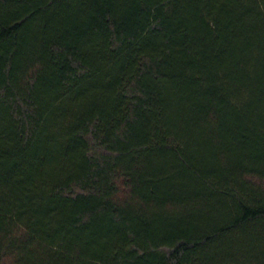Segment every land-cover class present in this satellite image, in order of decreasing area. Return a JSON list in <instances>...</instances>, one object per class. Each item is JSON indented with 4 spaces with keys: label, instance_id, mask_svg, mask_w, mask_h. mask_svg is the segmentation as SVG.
I'll list each match as a JSON object with an SVG mask.
<instances>
[{
    "label": "trees",
    "instance_id": "1",
    "mask_svg": "<svg viewBox=\"0 0 264 264\" xmlns=\"http://www.w3.org/2000/svg\"><path fill=\"white\" fill-rule=\"evenodd\" d=\"M0 264H264V0H0Z\"/></svg>",
    "mask_w": 264,
    "mask_h": 264
}]
</instances>
